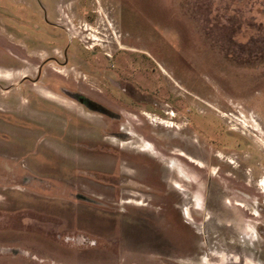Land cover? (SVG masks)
Here are the masks:
<instances>
[{"label": "rangeland", "instance_id": "rangeland-1", "mask_svg": "<svg viewBox=\"0 0 264 264\" xmlns=\"http://www.w3.org/2000/svg\"><path fill=\"white\" fill-rule=\"evenodd\" d=\"M57 5L75 84L112 109L22 83L0 8V118L23 126L0 121V264H264V0ZM79 51L137 56L152 96L102 98Z\"/></svg>", "mask_w": 264, "mask_h": 264}, {"label": "flooded vegetation", "instance_id": "flooded-vegetation-1", "mask_svg": "<svg viewBox=\"0 0 264 264\" xmlns=\"http://www.w3.org/2000/svg\"><path fill=\"white\" fill-rule=\"evenodd\" d=\"M58 0H20L17 10L10 4V0H3L0 8L4 13L5 32L7 37L16 35L20 39V61L24 65L33 64L36 68V76H25L22 83L30 82L40 87L43 96L66 97L68 99H80L91 104L99 105L104 111L111 112L112 107L105 102L97 103V97L92 92H85L83 86H78L74 82L73 71L75 70V50L72 39L69 35V29L60 23L58 15ZM15 18H12V17ZM79 51L77 57L82 59L84 67L81 72L87 73L90 79H96L100 83L99 93L102 98L115 100L117 107L122 106L123 101H133L136 95H143L146 98L152 96L153 81L146 83V89L137 81L140 72L144 69L139 68L137 56L124 51H117L114 55L106 54V58L100 64L90 59H85ZM45 55V57H43ZM142 64L150 60L147 55H141ZM68 70L66 74L61 75L58 69ZM149 80V78H148ZM40 100V99H39ZM0 109V117L4 114ZM118 113H115V115ZM15 121L16 115L9 114ZM1 122L10 128L11 131H21L23 126H19L11 120L0 118ZM25 130V129H24ZM11 140H17L10 135ZM185 149H183L184 151ZM191 157L204 160L200 151H186ZM207 162V160H206ZM213 190L212 187L209 191ZM249 193L251 190L245 189ZM247 193V194H249ZM264 210V205H261Z\"/></svg>", "mask_w": 264, "mask_h": 264}]
</instances>
